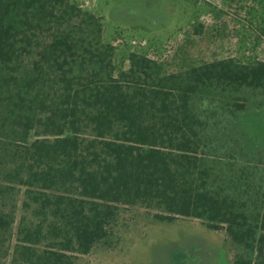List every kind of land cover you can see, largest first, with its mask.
Listing matches in <instances>:
<instances>
[{"label":"trees","instance_id":"16d2710c","mask_svg":"<svg viewBox=\"0 0 264 264\" xmlns=\"http://www.w3.org/2000/svg\"><path fill=\"white\" fill-rule=\"evenodd\" d=\"M260 91L264 60L168 72L145 52L119 59L72 0H0V257L78 264L136 209L225 230L231 264H264V162L233 130Z\"/></svg>","mask_w":264,"mask_h":264},{"label":"rangeland","instance_id":"374dc122","mask_svg":"<svg viewBox=\"0 0 264 264\" xmlns=\"http://www.w3.org/2000/svg\"><path fill=\"white\" fill-rule=\"evenodd\" d=\"M72 1L102 17L104 40L116 45L119 59L145 52L161 60L168 72L228 57L264 60V0ZM253 99L233 130L241 149L264 162V91ZM23 199L17 192L8 200L17 204L15 236ZM115 233L113 246L78 255L77 263L231 264L236 250L225 230L190 218L156 222L146 210L122 211ZM12 251L0 257V264H15Z\"/></svg>","mask_w":264,"mask_h":264}]
</instances>
